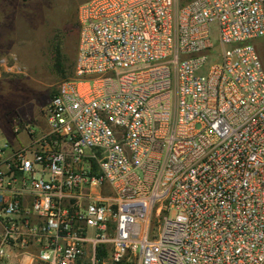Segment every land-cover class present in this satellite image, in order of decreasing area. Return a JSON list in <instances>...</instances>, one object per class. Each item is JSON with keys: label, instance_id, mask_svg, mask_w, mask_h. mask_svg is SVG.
<instances>
[{"label": "built area", "instance_id": "1", "mask_svg": "<svg viewBox=\"0 0 264 264\" xmlns=\"http://www.w3.org/2000/svg\"><path fill=\"white\" fill-rule=\"evenodd\" d=\"M78 19L47 129L11 115L29 143L0 142V262L264 264V0H90Z\"/></svg>", "mask_w": 264, "mask_h": 264}, {"label": "rangeland", "instance_id": "2", "mask_svg": "<svg viewBox=\"0 0 264 264\" xmlns=\"http://www.w3.org/2000/svg\"><path fill=\"white\" fill-rule=\"evenodd\" d=\"M89 1L25 0L20 9L24 21L7 23L2 20L4 15H9L8 6L5 7L0 0V36H9L4 39L5 47L0 54V76L4 77L0 79V107L9 112L8 118L16 115L22 119L28 111L44 116L59 84L74 79L80 35L78 12ZM213 37L216 41L215 29ZM262 43L264 45V39ZM260 57L264 65V54ZM59 59L63 64L61 73L55 68ZM5 62L8 67H1ZM27 121L24 124L29 125ZM39 123L42 130L47 129L46 118H41ZM4 127L5 124L2 125ZM1 139L8 137L1 136ZM20 139L23 143L27 141L25 136ZM0 264L43 263L25 256ZM123 264H137V261L133 259Z\"/></svg>", "mask_w": 264, "mask_h": 264}, {"label": "crops", "instance_id": "3", "mask_svg": "<svg viewBox=\"0 0 264 264\" xmlns=\"http://www.w3.org/2000/svg\"><path fill=\"white\" fill-rule=\"evenodd\" d=\"M25 0H3V5L6 7L8 6L7 11L9 12V15H4L5 18H3L2 21L7 22V23H20L23 22L25 18H23V15L20 14V9L24 6ZM32 5V4H31ZM25 17V16H24ZM8 25V24H7ZM9 36L4 35L0 36V54H2L3 52V48L5 47L4 44V39H7ZM264 39V38H262ZM262 39L256 40L254 42L255 47L257 49V52L259 53V55L261 54L263 56V48L264 45L262 43ZM2 62V60H1ZM4 62V61H3ZM8 67L7 62L3 63V65H1V67ZM4 77L1 75L0 79H3ZM9 112L2 110V108L0 107V142H8L11 145H13L14 147H19L21 145H26L29 143V139H27L26 143H23L21 141V139L19 138V136H16L12 129H11V125L9 123ZM23 116V121L25 122V120H28L27 122H29L31 126H33L34 128L38 129V130H42L40 128V119L41 118H45L44 116L40 115V114H34L33 112H26L25 114L22 115ZM34 120V121H33ZM5 124V127L2 128V125ZM28 125V124H26ZM1 136H7L8 139H1ZM22 136H25V134L23 133Z\"/></svg>", "mask_w": 264, "mask_h": 264}, {"label": "trees", "instance_id": "4", "mask_svg": "<svg viewBox=\"0 0 264 264\" xmlns=\"http://www.w3.org/2000/svg\"><path fill=\"white\" fill-rule=\"evenodd\" d=\"M188 1H190V0H188ZM185 3H187V2H183L182 4H185ZM55 68H56V70L58 71V72H63L62 71V68H63V64H62V61H61V59H59V61L57 60V62L55 63ZM121 264H123V263H121Z\"/></svg>", "mask_w": 264, "mask_h": 264}]
</instances>
